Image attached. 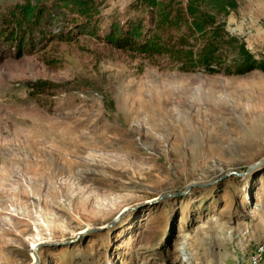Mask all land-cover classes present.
<instances>
[{"label":"rangeland","instance_id":"rangeland-1","mask_svg":"<svg viewBox=\"0 0 264 264\" xmlns=\"http://www.w3.org/2000/svg\"><path fill=\"white\" fill-rule=\"evenodd\" d=\"M54 0L18 56L0 0V264H264V71L106 42L148 14ZM227 31L264 59V0ZM259 3V4H258ZM26 40V43L29 41Z\"/></svg>","mask_w":264,"mask_h":264},{"label":"trees","instance_id":"trees-1","mask_svg":"<svg viewBox=\"0 0 264 264\" xmlns=\"http://www.w3.org/2000/svg\"><path fill=\"white\" fill-rule=\"evenodd\" d=\"M50 1L24 0L9 10L7 36L19 46L18 56L32 50L31 37ZM54 1L88 20L99 13V0ZM130 7L146 12L148 23L145 18L113 23L105 40L116 48L165 55L183 71L229 75L264 71V59L227 31V19L238 10L239 0H135Z\"/></svg>","mask_w":264,"mask_h":264},{"label":"water","instance_id":"water-1","mask_svg":"<svg viewBox=\"0 0 264 264\" xmlns=\"http://www.w3.org/2000/svg\"><path fill=\"white\" fill-rule=\"evenodd\" d=\"M43 243H38L34 249V254H35V261L34 264H40V257L38 255V250L42 246Z\"/></svg>","mask_w":264,"mask_h":264},{"label":"crops","instance_id":"crops-1","mask_svg":"<svg viewBox=\"0 0 264 264\" xmlns=\"http://www.w3.org/2000/svg\"><path fill=\"white\" fill-rule=\"evenodd\" d=\"M242 4V1H239V6ZM259 4V3H258Z\"/></svg>","mask_w":264,"mask_h":264},{"label":"bare ground","instance_id":"bare-ground-1","mask_svg":"<svg viewBox=\"0 0 264 264\" xmlns=\"http://www.w3.org/2000/svg\"><path fill=\"white\" fill-rule=\"evenodd\" d=\"M35 249V248H34ZM34 249H33V253H34ZM35 255V254H34Z\"/></svg>","mask_w":264,"mask_h":264}]
</instances>
